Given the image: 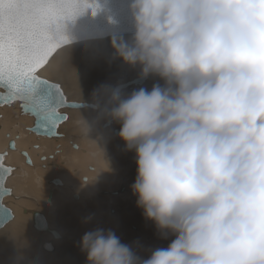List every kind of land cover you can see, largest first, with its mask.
I'll use <instances>...</instances> for the list:
<instances>
[{
    "label": "clouds",
    "instance_id": "clouds-1",
    "mask_svg": "<svg viewBox=\"0 0 264 264\" xmlns=\"http://www.w3.org/2000/svg\"><path fill=\"white\" fill-rule=\"evenodd\" d=\"M129 12L135 34L116 55L166 87L114 95L109 115L136 154L137 207L176 237L143 264H264V0H131ZM80 248L87 264H140L101 230Z\"/></svg>",
    "mask_w": 264,
    "mask_h": 264
},
{
    "label": "bare ground",
    "instance_id": "bare-ground-1",
    "mask_svg": "<svg viewBox=\"0 0 264 264\" xmlns=\"http://www.w3.org/2000/svg\"><path fill=\"white\" fill-rule=\"evenodd\" d=\"M125 36H129V34H125V35L124 34H117V35H114V36H111V37L105 38V39H93V40H86V41H80V42H77V43L69 44V45L57 50V52H55V54L52 56V58H54V56L59 51L65 49L67 47L73 46L75 44L90 45L92 43L104 42V40L107 41L109 39L103 46L99 45V46H87L86 47L87 50H90V52H94L96 50H102L103 48L108 47L109 44H117L118 45L120 42L129 43L130 39L128 37H125ZM130 38H132V36ZM51 59H50V61H51ZM45 66L43 68H45ZM43 68H41L37 72L36 76L38 78L42 77L41 79H44V80L48 81L49 83H52V84L57 83L58 84V82L52 81V80L47 79L46 77L43 76L42 71H41ZM98 71H101V70L99 68H97V67L90 68V69H88L87 73L83 77H86V75H88V72L94 74L95 72H98ZM140 75H141V71H140V74L138 76H140ZM137 77L134 76V77L126 80L124 83H126V82H128V81H130V80H132L134 78H137ZM154 78H158L157 81H159V77L155 76ZM149 79L150 78L148 77L147 80L149 81ZM147 80L140 86L136 87V86L132 85L130 87H127V88L121 90L118 93L120 98H121V94H122V99L121 100L127 99V98H129L132 95L131 92L129 93V91H132V92L136 91L137 92V91H139L141 89H144V90H146L148 92L149 91L151 92V90L153 89V88L151 89L153 81L150 82L149 84H147ZM119 83H121V82H119ZM118 84L117 85H113L114 88L116 86H118ZM121 84H123V83H121ZM121 84H119V85H121ZM163 84H165V82L163 80H160V82H159L157 87L161 88ZM113 86H111L110 87L111 89L109 88V90L106 92V95L109 93V95H107V96H110V95L113 94V93H111ZM164 87H166V85ZM60 88H61V90L63 91V93L65 95L66 101L75 102V103L92 104V103H88V102L72 101L65 94L64 90L62 89V85L61 84H60ZM147 88L150 89V90H147ZM115 94L117 96V93H115ZM104 100H105V103L101 102L100 105L99 104L98 105L92 104V105H94L96 107L95 110L90 109V110H92V112L87 110L88 107H85V108H83L81 110L82 111L86 110V111L92 113L93 115H95L97 117V119L103 120L101 122V125H102V123H104L106 121L108 123L111 122L109 124V126H107V127L104 126L105 123L103 124L104 128H108L114 123L112 120H108L109 117H110L109 114H110V107L112 105V103H111L112 99L107 97ZM15 104L17 106H15ZM15 104H14V102H12V103L6 104L4 106L11 105V107H12V105H14L13 109L16 112L15 113L16 115L17 114L18 115L19 114L20 115H26V114H23V113L20 112L19 103L15 102ZM8 107H10V106H8ZM8 107H3L2 106L0 108H1V111H2L3 108H8ZM81 110L80 111L79 110L75 111L74 109H70V108H62V109H60L59 113L64 112L63 114L66 117L65 121L62 122L57 127V133L60 134V137L59 138H50V139H48V138H43V137H39L38 136L39 138H36V139L38 141L42 140L40 145L39 144H35V143L31 144L26 150H24L25 149L24 145L22 146L23 142H21V143L18 142L19 139H20L19 135H15V136L12 135L11 136V133L7 132L6 128H7V126L10 123H9L8 120H6V117H3L1 115V113H0V120H1L2 117L4 118L3 125L0 124V132H2V133H0V153L4 152L3 160H2L1 163H2V165L9 166L11 168L9 176H8L9 178L8 177L6 178L5 185H6V183H7V181L9 179H10V182H13L14 184L15 183L17 184V185L15 184L16 186L12 187V189H10L11 190L10 191L11 194L9 195V199H7L8 197H5L3 199V204L5 205L4 201H6L7 204H9V206L12 208L11 209L9 206L5 205L8 209L11 210L12 217L15 215V218H14V220L12 218L11 220H13V221L10 220L6 224V225H9L11 223L12 225H11V227L9 226L8 229H13L14 228L13 230L5 231L4 229H5L6 225L3 227L4 229L3 228L0 229V252L1 253L2 252L7 253V255L4 257V259H2L1 256H0V263L18 264V262L16 261V258H17V256L19 254L24 253V252H34L35 251L36 240L35 239L27 240L28 237L26 236V233L23 232V228H22V226H25V225L23 223H21V219L28 220L27 217H29L30 220H31V224H32V213L33 212H39L46 219L49 228H53L52 227L53 224L51 223V220L49 219V212L51 210L55 211L56 209H54V208L56 206L54 204L52 205L51 203H48L45 206L44 205L45 203H42L43 206L41 207L40 210H30V209H28L27 206L24 207V205L26 203L24 201H22V199H26V198H24V195L26 194V192L22 191L21 187H18V183L15 182V180H16V178L14 179L15 175L22 169V167H25L23 165L24 159L21 157V155H22L21 152H26V151H27V154L29 152L30 155H28V156H31V158H32L31 163L33 165V166L32 165H28V166H32V167H28V169H27L28 173H30V172L32 173V171L34 170L35 166L38 167V169H36L37 174L39 175V176H37L38 177L37 182L45 184L46 181H44V179L45 180H49L50 179L49 181H47L49 184L46 182L47 186H49L50 188L54 189L57 192L62 193L66 197L69 196L70 199H72V200H74L75 198L77 199V196H78V199L74 200L76 202L74 204L71 203L73 205H77L75 207V210H76L75 212H77L76 216L78 218V224H77L78 230L84 231V234L89 233V232H94L95 231V228H94L95 224L93 223V219L95 217H99L100 221H102L107 228H108V226L109 227H113L112 221L114 222V220H115L117 226L114 227V228H117V229H119L121 231V234L123 235L122 239H124L125 236L128 235V234H132V235L134 234V237H130L128 240H131L132 245L134 243V245H133L134 247H136V246L141 247V248L143 247L141 245V243H139L137 241V237H138V235L140 237V232L146 230V227L149 225V221L144 218V214H143L142 209H139L137 207V199L138 198L136 196H134L133 193H132V186L135 183L136 178H137L136 156L135 157L127 156L126 159H128L129 161L127 160L125 162V164L118 169L119 174L117 175L118 179L115 178L117 180V184H116L115 190H112V191L108 192V195H106L107 197H113L112 199H108L109 201L114 200L116 202L114 205H112V207H110V208H114V209H108L107 212L109 214L108 213L105 214V212H104L105 208H94V207H92L91 205L93 203L94 204L95 203H99L100 202V198L102 199L101 201H103L104 197H105L96 188H95V190H93L92 187L95 186V185L97 186L101 182V180L105 176L104 174L106 172L108 173L109 169H108V162L106 161V158L105 157L103 158L104 155L103 156L101 155L102 157H96L95 162H93V163H95L96 166L97 165L99 166V169H100L99 171L100 172L96 169L94 164H87V162H88L87 158H89L88 156H93L94 153L92 151H88L87 149L84 150L83 149V147H84L83 146V142H82V144H79L77 142L78 139L80 140V138L82 136L80 134L81 131L80 132L78 131L79 133L76 131L78 128H83L86 125L81 120H71V116H73V113L82 112ZM94 111H96V112H94ZM8 115H9V113H8ZM26 117L29 118L28 121L30 123V127H32L33 126V121H34L33 117H31L32 119L29 116H26ZM9 118H10V116H9ZM75 118L76 117H74V119ZM11 121H13V120H11ZM68 124H70V126L74 127L73 128L74 130L68 131L70 129ZM117 124L118 123L115 122L113 127L109 128L108 130L106 129L105 131L103 129L102 130L104 132H108L111 137H118L119 133H120V126L118 127ZM30 127H27V131H29V132H30V130H29ZM114 129L118 130V134L115 135V136L112 133V131ZM87 130H88V132L91 131V129H87ZM82 131H84V130H82ZM30 133L33 134L32 132H30ZM78 134H80V135L78 136ZM92 135H90V136H92ZM33 136H34V134H33ZM87 137H89V136H87ZM87 137H85V138L87 139ZM47 139L49 141H47ZM51 139H55V140H51ZM10 140H14V146H15L14 150H8L7 149V146H8V143H9ZM73 140H76V141L74 142ZM82 140H84V139H82ZM90 140H88V141H90ZM67 141H70V142H67ZM88 141H86V142H88ZM68 143L70 144V147H68ZM88 144H91V143H88ZM122 144L123 143H121V142L119 143L120 146H122ZM80 145L82 146V148H81ZM57 147H61V149H60L61 152L60 153L59 152H55L57 154V156L54 159V161L52 162L53 164L49 163L48 161L44 162L42 164V167H44L43 170H45V168L49 169L48 171L44 172L43 170L40 169L41 163L39 162V160L40 161L41 160L45 161L46 159H48L46 154H45V152L49 151V152L52 153L54 148H57ZM90 149L94 150L93 148H90ZM52 155H53V153H52ZM98 156H100V154ZM50 157H52V156L49 155V158ZM78 158L81 159V161H80L81 162V164H80L81 167L77 164V159ZM97 160H100L101 164L97 163L96 162ZM110 161H112V160H110ZM57 163L58 164L59 163L63 164V168L59 169L58 171L49 168L51 165H56ZM13 166L17 167L18 169H15V167H13ZM77 168L84 169L82 171L80 177H79V175H80L79 172H78L79 173L78 175L74 174V176H73V174H72V173H74L72 170L76 171ZM63 170H67L71 174L70 175L71 178L70 177L67 178V176L63 173ZM86 170H88L89 172L91 171L90 174L86 175L85 174ZM71 171H72V173H71ZM54 172H56L57 175H55ZM50 173H52L51 174L52 176L49 179H46V177H48ZM57 178H59V179H57ZM80 179H81V181L83 183H80ZM55 180H57L59 183H53V181H55ZM64 180H68V182H70L71 184H69L68 182H66ZM110 183H112V182H110ZM54 186H56V187H54ZM61 187L63 188V190H62ZM13 193H14V195H13ZM74 194H77V195H74ZM85 194H87L88 197H89V205L84 200ZM19 195H21V196H19ZM10 196H11V199H10ZM39 196H40L39 193H37L36 198L40 199ZM72 197L73 198L75 197V198L73 199ZM42 198H44V196H42ZM13 199L16 200V201H13ZM81 201H83V202H81ZM118 202H122L123 206L122 205L120 206V204ZM78 206L80 207V209L77 211V207ZM110 211L112 212L111 213L112 215L110 214ZM24 213H27V214L24 215ZM140 221L142 223V228L139 227V222ZM15 230H16L15 233L17 235L19 234L18 235V238H19L18 242L14 240V238H15L14 231ZM157 233H158L159 241L164 240L165 238H169L170 239L171 242H168L169 246L176 238L175 236L169 235L168 233L164 234V235H161L158 232V230H157ZM37 234L38 235H49V234H42L41 232H39ZM75 234H77V232H75ZM61 237H62V235H61V233L59 231V239L53 240L52 237L50 236V238H49L50 240L45 242V243L51 242L52 245L55 248V244L58 241L61 240ZM44 238H46V236L41 237L40 240H42ZM72 239H73L72 242L78 244V248H79L81 243L75 241L74 238H72ZM147 241H149V242H147ZM13 242H14V244H12ZM45 243L44 242L41 243V245H40L41 248H42L43 245H45ZM145 243H147V244L153 243L154 248H157V250L158 249H162V247L167 249L166 245L164 243L157 242L151 236H148L146 238ZM10 244H12V245H10ZM11 246H13V249H12L13 251H12V253L11 252L8 253L7 252L8 249L4 248V247H9L10 248ZM142 249L147 251V253H145V260L150 258V256L152 255V253L155 250V249L153 250V248L150 249L148 247H146V248L143 247ZM53 250H55V249H53ZM53 250L51 252H47V251H44V249L42 248V250L40 251V253H41L40 254L41 255L40 256V263L87 264V258H85L86 254H84V253L83 254H78V253L74 254L75 248H74V245L72 243L64 242V243L57 244L56 245L57 252H55L56 256L54 258H51V257H49V255L53 252ZM77 251H79V250H77ZM131 251H132V253L134 252L133 249H131ZM59 253L61 254V260L54 261L55 259H57L59 257ZM80 253H82V252H80ZM2 256H4V254H2ZM28 258L26 257L25 259H28ZM34 258H35L34 259V261H35L36 260V256H34ZM32 260H33V256L30 257L29 261H32Z\"/></svg>",
    "mask_w": 264,
    "mask_h": 264
},
{
    "label": "rangeland",
    "instance_id": "rangeland-1",
    "mask_svg": "<svg viewBox=\"0 0 264 264\" xmlns=\"http://www.w3.org/2000/svg\"><path fill=\"white\" fill-rule=\"evenodd\" d=\"M129 36H125V37H128L130 39V40L129 39L128 40L131 41L132 38H130L131 36L130 37ZM107 41L104 40V42L92 43L90 45L75 44L73 46L67 47V48L59 51L54 56V58H52L51 61L45 66V68H43L41 70L43 76L46 77L47 79L58 82V84L57 83H55V84H57L59 86L61 84L62 89L64 90L65 94L72 101L88 102V103H92V104H96V105H98V104L100 105L101 102L105 103L104 99H106L107 97L112 99L113 95L116 96V94L113 93L112 91H111V93H113L112 95L107 96V95H109V93L106 95V92L109 90V88L111 86L117 85L119 82L124 83L126 80H128L134 76L137 77L141 71V68L139 66L130 67V66L126 65L121 59H119L117 57L116 50H115V47L117 46V44H109L108 47L103 48L102 50H96L94 52H90V50H87V48H86L87 46H99V45L103 46ZM94 67L99 68L101 71L95 72L94 74L88 72V75H86V77H83L87 73L88 69L94 68ZM154 77L155 76H153V77L150 76L149 81L147 80V84H149L150 82L153 81L151 89L154 87H157L160 80H161L159 78V81H157L158 78H154ZM40 78H42V77H40ZM121 83H119V84H121ZM130 92H131V94H133V92H136V91H133V92L129 91V93ZM85 94H86V97H85ZM120 99H122V94H121ZM16 103H19V101H17ZM14 104H15V102H14ZM8 106H10V107H8ZM8 106H3V107H8V108H3L2 111L0 108L1 115L3 117H6V120H8L10 123L6 128L7 132L11 133V136L12 135H14V136L19 135L20 136V139L18 142L19 143L23 142L22 146L24 145V148H25L24 150H26L31 144H34V143L40 145L42 140L38 141L36 139V138H39L38 136H35V135L33 136V134H31L29 131H27V127H30V123L28 121L29 118H27L26 116H29V115H20V114L16 115L15 114L16 112L13 109L14 105H12V107H11V105H8ZM15 106H17V105L15 104ZM112 106L114 107V105L113 104L111 105L110 112L112 110L111 108H113ZM74 110L80 111L81 109H74ZM87 110L92 112V110H90L88 108H87ZM94 112H96V111H94ZM8 113H9V115H8ZM62 113H64V112H62ZM9 116H10V118H9ZM3 117L0 120L1 125H3V121H4ZM29 117L31 118V116H29ZM74 117H76V118L74 119ZM88 119L91 121L93 127L88 122ZM11 120H13V121H11ZM71 120H81L86 125L83 128H78L76 131L77 132L81 131V133H80L82 136L81 138L85 140L84 141L80 138L81 141L78 139L77 142L79 144H82V142H83V146H84L83 149L84 150L87 149L88 151H92L94 153L93 156L87 155L89 157V158H87V161H88L87 164H94L95 165V163H93V162H95L96 157H102L103 155H104L103 158L105 157L106 161L108 162L109 172L104 174L105 176L103 178H105V179L103 181H101L100 184L101 185L107 184V185H110V187H112V188L116 187V184H117L116 179H118L117 175L119 174L118 169L121 166H123L125 164V162L128 160V159H126L127 156L130 153H135V151H131V152L127 151L125 144L119 139V136L118 137H111L108 132H104L106 129L108 130L109 128L114 126V123H115L114 121H113L114 123L110 127L104 128L103 124L106 123L107 121L102 123V125H101V122L103 120L97 119V117L95 115H93L92 113H90L86 110L82 111V112L73 113V116H71ZM108 120H111V118L109 117ZM68 125L70 127V129L68 131L74 130L73 129L74 127L70 126V124H68ZM117 126L121 127L120 124H117ZM87 129H91V131L88 132ZM82 130H84V131H82ZM0 133H2V132H0ZM80 134H78V136ZM113 134L116 135L115 132ZM90 135H92V136H90ZM87 136H89L90 138ZM85 137H87V139ZM51 140H55V139H51ZM88 140H90V141H88ZM47 141H49V140L47 139ZM73 141L75 142L76 140H73ZM86 141H88V142H86ZM67 142H70V141H67ZM120 142L123 143L122 146L119 145ZM88 143H91V144H88ZM68 147H70L69 143H68ZM81 148H82V146H81ZM90 148H93L94 150H91ZM55 152H53L54 155H51L52 156L51 158H48L45 161L39 160V162L41 163V167H40L41 170L44 169V167H42V164L44 162L48 161L49 163L53 164L52 162L56 157ZM26 153H27V151H26ZM45 153L49 154L51 152L47 151ZM99 154H100V156H98ZM28 155H30L29 152H28ZM21 157L24 159L23 165L26 168L21 166L22 169L15 175L14 179L16 178L15 182L18 183V187H21L22 191L26 192V194L24 195V198H26V199H22V201H24L26 203L24 205V207L27 206L28 209H30V210H40L41 207L43 206V204H42L43 201H46V203L44 204L45 206L48 203H51L52 205L53 204L58 205V206H56L57 209H56V211H54V213H52L53 210H51L49 212V219L51 220V223L53 224V226H52L53 228H51V229H56L58 232L60 231L62 237H61V240L55 244V248L52 245L53 249H55V250H53V252L49 255V257L54 258L56 256L55 252H57L56 245L59 243H64V242H69V243H72L74 245V248H75L74 254L75 253L83 254V253H80L81 248L80 247L78 248V244L72 242L73 241L72 238H74L75 241L81 243L80 241L82 240L83 236H76L73 232L67 231L64 226L60 225V227H59L57 225V222H56V219L59 218V210H60L59 209V203L60 202H64L65 205L69 208V209H66L64 211L66 213L65 221L69 225H72L73 223H75L74 221H76V222L78 221V218L76 216L77 212H75L76 211L75 207L77 205H73L76 201L70 199L69 196L66 197L65 195H63L60 192H59L60 194H58L57 191H55L54 189L47 186L46 182L50 180L49 178L52 176L51 175L52 173H50L49 176L46 177V179H49V180L44 179V181H46L45 184L37 182V180H38L37 176H39V175L37 174L36 169H38V167L35 166L32 173L31 172L28 173V171H27L28 167H32L33 165L31 163L32 166H28L25 163V158L22 155H21ZM29 157H30V160L32 161L31 156H29ZM110 160H112V161H110ZM80 161H81V159L78 158L77 164L79 166L81 164ZM96 162L101 164L100 160H97ZM51 166L49 168L57 170V171L59 169L63 168V164H61V163H59V164L57 163L56 165H51ZM13 167H15V166H13ZM95 167L98 171L100 170L98 165L97 166L95 165ZM15 169H18V168L15 167ZM48 170L49 169L45 168V170H43V171L46 172ZM83 170L84 169L77 168L76 169L77 172L72 170L74 173H72V171H71V173L73 174V176H74V174L78 175L80 173V175H79V177H80ZM85 172H86L85 174L88 175V174H90L91 171L89 172L88 170H86ZM63 173L67 176V178H69V177L71 178V176H70L71 174L67 170H63ZM54 174L57 175L56 172H54ZM57 179H59V178H57ZM64 181L68 182V180H64ZM110 182H112V183H110ZM68 183L71 184L70 182H68ZM80 183H83L81 181V179H80ZM15 184L13 182H10V179H9L7 181L5 187L8 189H12V187L17 185V184L15 185ZM54 187H56V186H54ZM62 190H63V188H62ZM105 192L108 193L109 191H105ZM37 193H39L40 199L36 198ZM13 195H14V193H13ZM19 196H21V195H19ZM42 196H44V198H42ZM7 197H8L7 199H9V196H7ZM10 199H11V196H10ZM84 200L89 205V198L87 197L86 194L84 196ZM13 201H16V200L13 199ZM83 201H81V202H83ZM4 203L6 206H9V204H7L6 201H4ZM71 203H73V204H71ZM115 203L116 202H112L110 204V202L105 201V202H99V203H95V204L93 203L94 205L92 204L91 206L94 208H105L104 212L106 214V213H108L107 212L108 209H114V208H110V205H114ZM118 203L120 204V206L121 205L123 206L122 202H118ZM78 210H79V207H77V211ZM60 211H63V210H60ZM111 213L112 212L110 211V214ZM26 214L27 213H24V215H26ZM14 218H15V215L13 216V220H14ZM27 218H28V220L21 219V223H23L25 225V226H22L23 232L26 233V236L28 237L27 240H32V239L36 240V246H35L34 252H24V253L19 254L16 258V261L18 262V264H60V263H40V256H41L40 251L42 250L40 245L42 242L45 243V242L49 241L50 236L49 235H38L37 233H39V232L32 228L30 218L29 217H27ZM13 220H11V221H13ZM93 223L95 224V227H94L95 229L96 228L100 229L103 232H105L106 234L112 233L118 238V232L120 230L117 228H114L117 226L115 220H114V222L112 221L113 227L108 226V228L104 225V223L102 221H100L99 217H95L93 219ZM11 225L12 224L10 223L9 225H6L7 227L5 226V229L4 228L3 229L5 231H11L14 229V228L8 229L9 226L11 227ZM139 227L142 228L141 221L139 222ZM146 228L149 231L147 232L144 230V231L140 232L141 236L139 237L140 239H137V241L139 243H141V245L143 247H145V248L148 247L150 249L153 248V250L155 249L154 251H156L157 248H154L153 243H150V244L145 243L146 238L148 236H151L152 232H154V234H155L154 239L157 242L159 241L156 226L152 222H150V224ZM15 232H16V230L14 231V235H15L14 240L18 242V240H19L18 235L19 234L17 235ZM42 234H47V233H42ZM44 236H46V238L40 240V238L44 237ZM130 237H134V234L133 235L132 234L126 235L124 239H122V238H118V239L121 242V244L128 246L130 249H133L134 250L133 254L138 258L140 264H143V261H145V253H147V251L142 249L143 247L142 248L138 247V246L134 247L133 246L134 243L132 245L131 240H128ZM147 242H149V241H147ZM161 243H163V242H161ZM12 244H14V242ZM12 244H10V245H12ZM4 248L8 249L7 250L8 253H10V252L12 253V251H13L12 250L13 246H11L10 248L9 247H4ZM162 249H165V248L162 247ZM77 250H79L80 252ZM2 254H4V256H2ZM6 255H7V253H5V252L1 253L0 252V256L2 259H4V257ZM32 256H33V260L29 261L30 257H32ZM34 256H36L35 261H34V259H35ZM26 257L27 258L29 257V258L25 259ZM85 258H87V256ZM56 260H61V254L60 253H59V257L57 259H55L54 261H56ZM0 264H6V263H0Z\"/></svg>",
    "mask_w": 264,
    "mask_h": 264
},
{
    "label": "snow or ice",
    "instance_id": "snow-or-ice-1",
    "mask_svg": "<svg viewBox=\"0 0 264 264\" xmlns=\"http://www.w3.org/2000/svg\"><path fill=\"white\" fill-rule=\"evenodd\" d=\"M89 0H0V107L19 101L23 111L37 119V132L55 137V129L66 119L59 115L67 104L60 86L39 79L54 51L69 40L64 25L88 9L99 14ZM5 170H0V183ZM86 182V181H85ZM7 194V193H4Z\"/></svg>",
    "mask_w": 264,
    "mask_h": 264
},
{
    "label": "water",
    "instance_id": "water-1",
    "mask_svg": "<svg viewBox=\"0 0 264 264\" xmlns=\"http://www.w3.org/2000/svg\"><path fill=\"white\" fill-rule=\"evenodd\" d=\"M89 3H93V7L98 3L101 11L99 14L93 12L92 9H88L83 15L78 16L74 21L67 22L64 25L63 35L65 38L69 40V44L77 43L80 41L93 40V39H105L117 34H129L134 37V27L132 24L129 6L131 0H89ZM66 44L62 47L57 48V50L69 45ZM52 55V56H53ZM50 57V59L52 58ZM49 59V61H50ZM48 61V62H49ZM37 73H35L36 75ZM41 79V78H39ZM148 79V78H147ZM147 79L142 78V76H138L126 83L116 86L112 88V92L118 93L132 85L140 86ZM44 80V79H41ZM46 81V80H45ZM56 85V84H55ZM7 95V92L4 88H0V96ZM67 104L77 105L76 108L70 109H83L88 107L89 109L95 110L96 107L92 104L86 103H75L67 101ZM68 108V107H65ZM20 112L26 114L23 111V106L19 102ZM33 117L30 114H26ZM60 116L65 117L63 113H59ZM66 118V117H65ZM33 126L29 128L30 132L34 135L43 137V138H59L60 134L57 133V128L55 129V137L50 136L49 134L41 131L37 132V119L33 117ZM65 121V120H64ZM63 121V122H64ZM111 123V122H110ZM108 122L105 123V127L109 126ZM117 133V131H115ZM14 140H10L7 146L8 150H14ZM22 156L25 158V163L27 165H31V160L26 152H21ZM4 152L0 153V170H5L7 175L4 176L2 183H0V229H2L13 217L11 210L8 209L3 204V199L11 194V190L5 187L6 178L9 176L11 168L9 166L2 165ZM53 183H59L57 180L53 181ZM59 185V184H58ZM7 193V194H4ZM75 198V197H74ZM76 199V198H75ZM32 228L41 233L49 234L53 240L59 239V232L56 229L49 228L46 219L39 212L32 213ZM44 251L51 252L53 250V246L51 242L45 243L42 246Z\"/></svg>",
    "mask_w": 264,
    "mask_h": 264
},
{
    "label": "crops",
    "instance_id": "crops-1",
    "mask_svg": "<svg viewBox=\"0 0 264 264\" xmlns=\"http://www.w3.org/2000/svg\"><path fill=\"white\" fill-rule=\"evenodd\" d=\"M96 186V185H95ZM95 186H93L92 187V189L93 190H95V188L98 190V191H112V190H115V188L116 187H114V188H112V187H110V185H107V184H103V185H101L100 183L95 187ZM46 188V187H45ZM58 194H60L59 192H58ZM87 195V194H86ZM87 197H88V195H87ZM89 198V197H88ZM42 202V201H41ZM113 202H115L114 200H113ZM42 203H46V201L44 202H42ZM55 206H58L57 204L55 205ZM79 207V206H78ZM54 209H57L56 207L54 208ZM59 209L60 210H63V211H60L59 210V218L58 219H56V222H57V225L60 227V225H62V226H64L65 227V229L67 230V231H69V232H73L74 234H75V232H77V234H75L76 236H84L85 234H84V231H80V230H78V228H77V224H78V221L76 222V221H74L75 223H73L72 225H69L66 221H65V218H66V213L64 212L66 209H69L66 205H65V203L64 202H60L59 203ZM79 209H80V207H79ZM52 213H54V210H53V212ZM149 224H150V221H149ZM154 224V223H153ZM155 225V224H154ZM61 229V228H60ZM97 230H100V229H95V231H97ZM102 231V230H101ZM145 231H149L147 228H146V230ZM61 233V232H60ZM105 233V232H104ZM106 234V233H105ZM169 235H170V233H168ZM140 236H141V234H140ZM151 236L153 237V238H155V234H154V232H152V234H151ZM123 237V235L121 234V231H119L118 232V238H122ZM137 239H140L139 238V235H138V237H137ZM159 243H161V242H163L165 245H166V248H168L169 247V243L168 242H171L170 241V239L169 238H165L164 240H161V241H158ZM140 252V251H139Z\"/></svg>",
    "mask_w": 264,
    "mask_h": 264
},
{
    "label": "flooded vegetation",
    "instance_id": "flooded-vegetation-1",
    "mask_svg": "<svg viewBox=\"0 0 264 264\" xmlns=\"http://www.w3.org/2000/svg\"><path fill=\"white\" fill-rule=\"evenodd\" d=\"M164 86H165V85L163 84L161 88H162V89L165 88ZM147 89H148V88H147ZM148 90H150V89H148ZM120 128H121V127H120ZM115 131H117V133H115V134L117 135V134H118V130H117V129H114L112 133H114ZM114 136H115V135H114ZM59 148L61 149V147H57V149L54 148L53 152H55L56 150H57L56 152H61V150H60ZM53 152H52V153H53ZM52 153H49V154H46V153H45V154H46L47 158H49V155H52ZM53 155H54V154H53ZM55 156H57V154H55ZM128 156L135 157L136 154H135V153H130ZM29 158H30V157H29ZM50 158H51V157H50ZM55 158H56V157H55ZM53 161H54V160H53ZM104 179H105V178H103L101 181H103ZM100 192H101V194H103V195L105 196L103 201H101L102 199L100 198V202L108 201V202H110V204H111V202H113V200H112V201H109V200H108V199H112V198H113V197H107L106 195H108V193H106L105 191H100ZM109 192H110V191H109ZM74 195H77V194H74ZM74 195H73V196H74ZM72 198H73V197H72ZM73 199H74V198H73ZM77 199H78V196H77ZM77 199H74V200H77ZM111 206H112V205H110V207H111ZM55 211H56V210H55ZM170 235H172V234H170ZM172 236H174V235H172Z\"/></svg>",
    "mask_w": 264,
    "mask_h": 264
}]
</instances>
